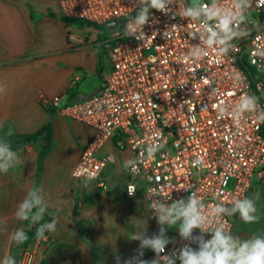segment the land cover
Segmentation results:
<instances>
[{"label":"built area","instance_id":"built-area-1","mask_svg":"<svg viewBox=\"0 0 264 264\" xmlns=\"http://www.w3.org/2000/svg\"><path fill=\"white\" fill-rule=\"evenodd\" d=\"M56 1L61 16L68 20L107 27L110 22L123 19L112 30L109 69L98 93L74 102L75 79L63 95L42 98L44 107L56 108L62 116L94 131L73 172L78 169L97 172L95 181L107 189L102 177L108 159L101 153L106 142L116 140L120 149L128 148L136 158L140 151L136 145L146 147L154 133L162 132L161 152L146 168L141 166L135 179L129 175L128 184H135V193L139 188L144 189L148 204L149 189L157 185L155 179L150 184L146 176H159L161 184L171 185L166 190L172 192V200L186 198L190 193L185 188L197 191L209 210L218 200L230 206L234 198L246 197L264 179V123L249 117L237 132L232 119L218 118L216 110L220 102L234 104L244 90L256 92L258 84L264 89V75L257 82L251 77L257 73L251 63L255 32L247 39L234 41L236 48L223 60L217 62L216 53L210 50L205 61L193 65L182 61L192 45L199 43L189 36L192 22L179 16L184 0L169 6L173 11L169 14L151 10L149 23L143 28L146 40L123 36L127 17L135 15V0ZM173 14L175 19L171 17ZM252 17L264 23V8H254ZM153 18L158 23H153ZM172 25L179 26L174 38L165 40L162 33ZM237 75L246 79L237 81ZM201 76H208L212 85H204ZM184 81L187 84L182 85ZM214 87L218 89L216 94L211 92ZM229 92L234 94L227 95ZM261 93L257 94L261 96ZM261 104H264L262 99ZM198 155L203 157L204 164L193 168L191 162ZM217 223H223L231 232L234 229L231 217H223ZM38 226L33 225L31 230ZM198 232L194 230V234ZM45 235L47 239L33 240L48 242ZM209 236L205 234L206 239ZM184 243L188 242L169 244L166 253ZM36 255L35 248L24 247L18 264H34Z\"/></svg>","mask_w":264,"mask_h":264},{"label":"crops","instance_id":"crops-1","mask_svg":"<svg viewBox=\"0 0 264 264\" xmlns=\"http://www.w3.org/2000/svg\"><path fill=\"white\" fill-rule=\"evenodd\" d=\"M61 17L56 0H0V85L6 88L0 95V132L13 126L20 134H34L51 124L53 140L41 162L42 141L20 150L14 140L9 142L20 161L7 174L0 173V220H7L8 230L0 233V260L11 255L18 264L22 248L31 246L37 251L34 264H115L114 255L123 260L138 247V241L128 239L137 222L148 226L149 234L157 232L158 225L155 218L141 214L148 205L144 189L128 195L130 174L122 171V164L134 155L128 148L120 149L116 140L106 142L101 151L108 159L102 177L107 189L98 181L86 188L84 179L73 177L94 131L56 108L44 107L42 98L63 95L75 79L76 96L100 88L109 69L113 33L107 30L106 35L104 26ZM33 187L43 188L48 204L44 221H51V213L59 220L55 232H46L48 242L31 239L30 221L15 219L18 204ZM256 191L261 196L260 221L245 224L238 215L231 217L232 233L241 239L264 233V179L247 196ZM20 227L29 239L19 246L9 243L8 236ZM168 235L177 244L184 242L176 228ZM154 256L152 250H145V259Z\"/></svg>","mask_w":264,"mask_h":264},{"label":"clouds","instance_id":"clouds-1","mask_svg":"<svg viewBox=\"0 0 264 264\" xmlns=\"http://www.w3.org/2000/svg\"><path fill=\"white\" fill-rule=\"evenodd\" d=\"M179 0H135V15L127 17V23L123 31L124 37H135L137 40H146L143 28L149 23L151 10L155 9L161 13L173 12L169 7L178 4ZM254 8H264V0H184L179 16L183 20H189V32L191 39H198V44H193L190 50L182 57L184 63L197 64L206 60L209 51L216 53L217 62L223 60L233 49L236 48L234 41H241L252 36L255 32V47L251 51V63L255 66L258 78L264 75V23L253 19ZM173 19L176 15H171ZM153 23H158L153 18ZM179 26L167 27L162 36L165 40L174 38L175 30ZM120 35L119 32L116 33ZM237 81L246 79L237 75ZM204 85H212L213 81L208 76H201ZM187 84L186 81L182 85ZM212 94L218 92L212 88ZM258 92L264 89L257 85L256 92L244 90L236 102H220L216 106L217 116L220 119L230 117L237 132L242 129V122L252 117L255 122L264 123V104H261V96ZM6 93V88L0 85V95ZM229 92L227 95H233ZM0 127H3L0 124ZM14 132L11 128L5 133V137H11ZM162 132H156L147 141V146L137 144L139 155L123 162L122 171L129 173L132 179L140 175L141 166L147 167L149 161L154 160L157 153L164 148L161 143ZM230 139V137H226ZM163 155V153H162ZM112 159V157H109ZM20 157L13 151L9 141L0 137V173L7 174L9 169L19 163ZM193 168H199L204 164L202 156H197L191 162ZM76 178L84 177V187H89L92 181L98 179V173L86 169H78L73 172ZM145 179L151 184L155 179L156 187L149 189L150 203L143 210L148 218H155L158 231L149 234L148 226L144 227L137 222V229L128 238L130 241H138L139 245L134 254L123 259L114 255L115 264H264V233L253 234L246 239H241L226 229L223 223H217L223 217L239 216L245 224H255L261 219L258 214L257 201L260 200V192H253L250 196L234 198L230 206L219 200L211 205L204 202L197 191L188 188L184 190L190 193L186 198L172 200L171 193L167 187L171 185L161 184V177L146 176ZM129 196H133L136 186L133 183L127 185ZM162 197V199L156 198ZM172 200L171 203H168ZM48 204L43 195L42 187H33L27 190V195L18 204L15 210V219L19 221H30L28 229L33 225H39L36 229V239H47L46 232H55L59 220L56 213H51L50 222L44 221ZM7 220H0V233H7ZM176 228L179 237L184 243L179 249H173L166 253L169 244L175 245L177 241L168 235V230ZM194 230H199L194 234ZM210 234V238H205ZM29 239L24 227L15 229L9 236V243L17 246L24 244ZM191 245H196L192 247ZM145 250H152L155 256L145 259ZM163 254V255H162ZM0 264H17L14 256L5 255Z\"/></svg>","mask_w":264,"mask_h":264},{"label":"trees","instance_id":"trees-1","mask_svg":"<svg viewBox=\"0 0 264 264\" xmlns=\"http://www.w3.org/2000/svg\"><path fill=\"white\" fill-rule=\"evenodd\" d=\"M63 20H66V18L61 17ZM68 20V19H67ZM92 25L91 23H89ZM252 81L257 82L258 79L262 78V76H259L257 73H252ZM76 96V88L73 91L72 97L75 98ZM11 128L14 132V135L11 137H5V133L8 131V129ZM0 137L6 138L9 142L11 140L15 141V148L16 150L24 149L27 145L30 144H39L41 142V153H40V162L48 155L52 148L53 140H52V126L51 124H47L42 129H40L38 132L34 134H20L17 132V130L13 126H8L5 129H3L0 132ZM44 222H48L47 218ZM36 230L32 231L29 230V236L31 239H34Z\"/></svg>","mask_w":264,"mask_h":264},{"label":"water","instance_id":"water-1","mask_svg":"<svg viewBox=\"0 0 264 264\" xmlns=\"http://www.w3.org/2000/svg\"><path fill=\"white\" fill-rule=\"evenodd\" d=\"M123 21V19H119V20H116V21H113V22H110L108 25H107V30L108 31H112L116 26H118L121 22ZM100 88H97L95 91H92L90 93H80L79 95H77L74 99V102H78V101H81V100H85V99H88V98H91L93 97L96 93H98Z\"/></svg>","mask_w":264,"mask_h":264},{"label":"rangeland","instance_id":"rangeland-1","mask_svg":"<svg viewBox=\"0 0 264 264\" xmlns=\"http://www.w3.org/2000/svg\"><path fill=\"white\" fill-rule=\"evenodd\" d=\"M103 29L106 32V35L110 34L109 32H107V29L106 28H103ZM261 99H262V101L264 103V92L261 93Z\"/></svg>","mask_w":264,"mask_h":264}]
</instances>
